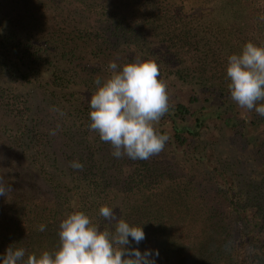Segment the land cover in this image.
Segmentation results:
<instances>
[{
    "label": "trees",
    "instance_id": "1",
    "mask_svg": "<svg viewBox=\"0 0 264 264\" xmlns=\"http://www.w3.org/2000/svg\"><path fill=\"white\" fill-rule=\"evenodd\" d=\"M249 41L264 44V0H0V176L13 190L0 196V264L9 246L25 259L57 250L72 212L110 227L104 205L142 226L145 239L126 247L155 264H264V117L230 98L226 73ZM136 57L155 58L168 85L169 112L155 126L169 136L164 162L117 159L89 129L95 79ZM47 131L54 138L43 141ZM208 157L237 193L229 179L212 198L211 177L190 174ZM252 165L261 178L248 176Z\"/></svg>",
    "mask_w": 264,
    "mask_h": 264
},
{
    "label": "clouds",
    "instance_id": "2",
    "mask_svg": "<svg viewBox=\"0 0 264 264\" xmlns=\"http://www.w3.org/2000/svg\"><path fill=\"white\" fill-rule=\"evenodd\" d=\"M110 76L94 81L96 91L90 99V131L98 133L102 142L112 146L113 157L148 160L164 150L169 140L155 125L169 112L168 85L160 78L155 58L132 62L118 68L109 62ZM230 80V98L248 111L255 110L264 117V44L247 42L239 54L228 57L226 68ZM50 134L54 135L52 131ZM73 169L83 170V164L72 161ZM13 190L0 176V196H9ZM99 214L110 227L101 230L83 211L67 214L59 224V248L26 256L24 248L9 246L2 264H155L149 260L150 251L143 255L130 245L129 237L137 244L145 239L142 226H132L113 208L104 205ZM114 228V230H113ZM43 232L46 226L41 224ZM159 255L158 251L155 253Z\"/></svg>",
    "mask_w": 264,
    "mask_h": 264
},
{
    "label": "rangeland",
    "instance_id": "3",
    "mask_svg": "<svg viewBox=\"0 0 264 264\" xmlns=\"http://www.w3.org/2000/svg\"><path fill=\"white\" fill-rule=\"evenodd\" d=\"M220 9V10H219ZM213 15L214 16H216L215 18L217 19V20H221L222 21V19H225L226 18V16L224 15V12H223V10L220 8V4H218V5H216L215 6V11H214V13H213ZM109 75L111 74V72L110 71H108L107 72ZM109 75H108V77H109ZM174 97H177V96H179V98L180 99H183L184 100V98L188 95V91L186 90V89H183V90H181V89H179V90H177V91H173V94H172ZM188 97V96H187ZM184 102H185V100H184ZM59 113L57 112L56 114H55V116H57ZM40 116L42 117V116H44V113H41L40 114ZM161 124V122L158 124V126L157 127H159V125ZM0 125H2V122H0ZM12 126V125H11ZM57 126V125H56ZM156 126V125H155ZM162 128L166 131V132H168L169 131V124H163V122H162ZM212 128V127H211ZM38 131L39 132H41L42 134H43V131L44 130H42V128H38ZM47 133H48V136H44V139H43V141H49L50 139H52V138H54V135H52V134H50L49 133V131H47ZM257 133L260 135V136H263L264 137V131H263V129H259L258 131H257ZM167 134V133H166ZM251 134H253V133H251ZM4 135H1L0 134V143L2 142V137H3ZM207 136V135H206ZM214 136H217V134H215ZM208 137H211V134L209 133L208 134ZM61 138V137H60ZM213 139V141L211 142V143H214L215 141V138H212ZM58 143L57 144H59V141L61 142V140L59 139V137L57 138V140H56ZM227 141H225V142H223L222 144L223 145H227ZM212 145V144H211ZM211 145H209V147L211 148ZM224 147V146H223ZM171 147H169V148H167L166 150H168V149H170ZM212 150H216L215 151V154L217 153V151H219V153H221V150H222V147H220V146H218L217 147V144L215 143V145L212 147ZM1 151H2V148L0 147V159H2V157H4L5 156V153H3V156L1 155ZM167 153H170V150H168V152ZM158 155H159V157H158ZM158 155H156V157H158L159 159H160V157H163V162H164V160L168 157H166L165 158V153H163V151H161ZM220 155V154H219ZM155 157V158H156ZM157 159V158H156ZM167 160H169V159H167ZM1 161V160H0ZM171 162H173V159H171L170 160ZM210 161H211V169H210ZM212 161H214L215 162V159H213L212 160V158L211 157H208V159L204 162V167L202 168H200L199 166H201L202 165V163H201V165H197V164H195V161H192V168H189V167H187V168H189V171H190V174H194V175H196V176H198V177H205V178H207V177H211V184L210 183H205L209 188H212L213 187V189H214V186H216L217 188H215V191L214 192H212V194H210L209 196H212V198L213 197H215V192H216V190H218L219 192H224L227 188H226V186H228L227 184H225L226 183V181H228L229 179L231 180V183L232 182H234L233 183V187L231 188V191L235 194V193H237L238 191H239V185L237 184V182H235V177H233L230 173H228L227 175H225V174H221V173H219L218 172V169L217 168H215V167H217L216 165H213V163H212ZM242 161H243V159H242ZM245 162V161H244ZM246 163V162H245ZM247 164V163H246ZM165 165V163H163V166ZM217 165H219V164H217ZM218 167H220V166H218ZM209 169V170H212L213 169V172L212 171H207V170H205V169ZM216 169H217V171H216ZM220 169V168H219ZM192 171V172H191ZM200 174V175H199ZM260 172H258V169H257V166H254V165H252L251 167H249V177H252V178H255V177H258L259 176V178H261L260 177ZM176 179H178V177H176ZM208 179V178H207ZM201 180V179H200ZM185 181V179H183L182 181H178L180 184L182 183V182H184ZM163 184V183H162ZM221 194V193H220ZM144 198H142V200H143Z\"/></svg>",
    "mask_w": 264,
    "mask_h": 264
}]
</instances>
